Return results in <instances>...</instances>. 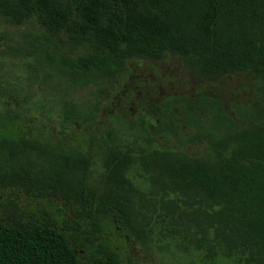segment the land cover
<instances>
[{
	"label": "trees",
	"instance_id": "1",
	"mask_svg": "<svg viewBox=\"0 0 264 264\" xmlns=\"http://www.w3.org/2000/svg\"><path fill=\"white\" fill-rule=\"evenodd\" d=\"M0 20L40 28L11 50L68 88L166 56L197 81L264 75V0H0ZM156 108L152 137L133 145L107 132L80 149L25 137L15 116L0 122V190L59 202L74 217L60 225L43 211L0 223V264H119L102 238L104 220L144 252L155 245L200 264H264V93L229 112L205 95L166 97ZM95 113L61 101L66 126L89 127Z\"/></svg>",
	"mask_w": 264,
	"mask_h": 264
},
{
	"label": "rangeland",
	"instance_id": "2",
	"mask_svg": "<svg viewBox=\"0 0 264 264\" xmlns=\"http://www.w3.org/2000/svg\"><path fill=\"white\" fill-rule=\"evenodd\" d=\"M39 31L33 22L12 27L0 20V122L8 124L9 118L15 116L11 122L25 137L43 141L61 139L66 145L81 149L88 141L104 140L109 132L121 145L143 144L146 137H152L158 122L156 105L166 97L211 96L219 99L229 112V104L244 103L255 94L264 93V75L232 74L212 82L197 81L171 56L157 61L131 60L123 72L86 89L57 85L53 78H42L38 68L32 71L30 59L11 50L24 46V36ZM47 37L59 51L70 52L62 37ZM62 100L71 101L82 114L96 108L93 123L88 127L78 121L66 126L61 116ZM92 148L95 149V144ZM186 150L196 154L201 148ZM92 171L95 177L98 162ZM128 177L135 184L140 180L134 170L128 172ZM43 211L60 225L64 219L68 223L74 219L59 202L32 199L20 189L0 190V223L23 221L32 213ZM102 226V238L118 256L119 264H200L197 255L179 254L171 247L158 250L153 245L148 251H141L125 242L110 222L104 220Z\"/></svg>",
	"mask_w": 264,
	"mask_h": 264
}]
</instances>
